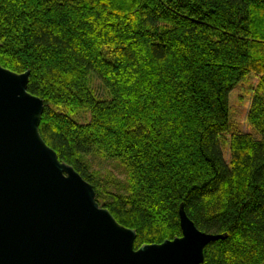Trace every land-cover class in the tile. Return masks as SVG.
Returning <instances> with one entry per match:
<instances>
[{
    "label": "trees",
    "instance_id": "trees-1",
    "mask_svg": "<svg viewBox=\"0 0 264 264\" xmlns=\"http://www.w3.org/2000/svg\"><path fill=\"white\" fill-rule=\"evenodd\" d=\"M0 64L30 72L44 141L136 231V250L181 237L183 205L226 235L202 264H264V0H0ZM252 74L260 139L232 134L227 161L230 94ZM91 157L121 163L122 191Z\"/></svg>",
    "mask_w": 264,
    "mask_h": 264
},
{
    "label": "water",
    "instance_id": "water-1",
    "mask_svg": "<svg viewBox=\"0 0 264 264\" xmlns=\"http://www.w3.org/2000/svg\"><path fill=\"white\" fill-rule=\"evenodd\" d=\"M29 78L0 64V264H202L226 235L199 230L183 205L181 237L135 249L136 231L44 141L45 104Z\"/></svg>",
    "mask_w": 264,
    "mask_h": 264
},
{
    "label": "rangeland",
    "instance_id": "rangeland-1",
    "mask_svg": "<svg viewBox=\"0 0 264 264\" xmlns=\"http://www.w3.org/2000/svg\"><path fill=\"white\" fill-rule=\"evenodd\" d=\"M257 82L258 77L252 74L230 94V128L229 132L221 139L227 161H230L229 141L232 134H252L256 139H260L259 133L252 128L248 121L250 103ZM91 87L99 98L105 100L109 97L106 88L100 80L93 78ZM89 119L90 117L86 113H81L77 118L80 123L88 122ZM91 160L94 170L99 173L102 187L115 192L122 191L126 185L127 175L121 163L117 160L107 161L99 157H91Z\"/></svg>",
    "mask_w": 264,
    "mask_h": 264
}]
</instances>
